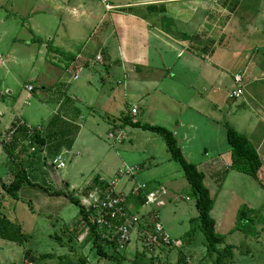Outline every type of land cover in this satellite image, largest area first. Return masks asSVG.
I'll list each match as a JSON object with an SVG mask.
<instances>
[{
  "label": "crops",
  "instance_id": "0c3cea01",
  "mask_svg": "<svg viewBox=\"0 0 264 264\" xmlns=\"http://www.w3.org/2000/svg\"><path fill=\"white\" fill-rule=\"evenodd\" d=\"M5 1L6 6H10V17L13 19L0 18V125L3 126L0 159L5 156L4 153L10 158L5 151L3 137L18 123L43 140L39 152L31 155L27 147V129H21L27 133L25 136H21L19 130L14 139H18L15 143L17 158L13 160L12 168L5 170V176L0 177L8 185L15 179L18 169L24 170L27 180L18 193V199L44 208L50 221L52 214L71 204L66 196L55 195V191L74 193L86 207V203L98 199L107 187L108 181L96 176L79 188L78 184L69 182L70 176H62L63 169L55 171L49 165L59 154H65L67 162L80 157L75 151L85 121L78 107H75L77 117L72 123L63 118L67 111L63 109L65 98L60 95L69 90L73 81L80 80L85 70L91 71L90 81L94 79V70H97L103 82L102 94L92 96L88 103L93 107L98 105L111 115L116 114L117 117H112L118 118L119 124H115L113 131L124 130L123 120L127 115L120 111V96L116 90L110 92V89L105 91L104 88L113 84L112 78L116 79L117 86L126 88L134 84L135 91L141 93L137 94L140 104L131 105L128 113L137 107L143 116L161 120L164 127L174 133L185 158L206 175L205 183L211 194L212 189L216 191L211 214L217 231L218 227L225 228L229 210L222 209L216 218L215 214L219 211L217 200L223 196L227 186L239 187L243 177L249 176L231 169V148L225 144L226 128L224 120H221L224 110H228L230 118L237 117L236 123H231V126L241 134L243 129L244 135L257 150L264 178V82L258 83L260 78L264 79V0L259 3L262 11L255 13L253 18L245 12L248 9L243 8L246 0H0ZM8 21L13 24L6 26ZM19 23L21 26H15ZM201 34L204 40L206 36L209 40L215 39L211 48L207 42L201 43L202 39H198ZM7 37L12 41L5 45L3 41ZM230 57L235 65L227 67L225 60ZM173 60L176 61L174 65ZM180 60L181 63H178ZM236 65L243 72H235L233 88L224 100V69L230 72V68H236ZM103 71L106 75H102ZM24 74L28 81L20 106L16 100L4 104L7 92L14 95L13 87L20 84V77ZM236 74L243 77L241 97L245 96L242 104L238 103L239 98H231ZM76 75L78 79L74 80ZM167 78L172 80L169 81L173 83L171 88L162 85ZM37 85L43 90L39 96ZM28 86L33 89L29 91ZM4 90L6 93H3ZM32 99L37 106L28 111L31 113L27 116L25 108L31 105ZM77 101L82 102L81 99ZM229 101L232 104L230 107ZM249 111L255 116H250ZM38 117L40 120H37ZM155 124L151 122L149 125ZM110 134L108 139L113 141ZM20 145H23L21 149ZM130 150L125 151L122 165L114 168L115 173L124 165H139V174L144 172L146 164H131L127 160L134 155ZM146 154L144 151L143 156ZM111 162L113 158L110 155L105 165L108 171ZM79 163L82 164L81 161ZM139 176H133L129 182L119 180L116 192L126 195L146 183L149 189L165 187L168 190L167 205L173 199L178 200L175 192L162 182L176 180L166 175L168 179L158 180L156 174L149 175L151 180L140 184ZM234 191L232 198L237 194V190ZM144 204L145 193L142 191L127 198V206L133 214L146 212ZM242 205L253 210L260 209L247 202ZM242 205L237 206L236 214ZM32 211L35 212V209L32 208ZM80 221L81 216L72 227L65 229L74 230ZM21 228L23 231V226ZM87 236L88 230L85 229L77 239L82 242ZM66 239L67 236L62 247L76 245L75 250L69 249L71 253L77 254V247H83L75 240L76 237L71 242ZM87 242V245L93 246L92 239H87ZM81 254H77V259L88 262L86 254ZM46 255L51 257V254L41 257ZM165 255L173 258L172 252ZM184 255L188 262L192 260V257Z\"/></svg>",
  "mask_w": 264,
  "mask_h": 264
},
{
  "label": "rangeland",
  "instance_id": "374dc122",
  "mask_svg": "<svg viewBox=\"0 0 264 264\" xmlns=\"http://www.w3.org/2000/svg\"><path fill=\"white\" fill-rule=\"evenodd\" d=\"M97 1L100 2L101 0ZM259 3L260 0H246L243 4V8L248 9V11L245 10V12L253 18L255 13L258 14L262 11ZM0 4V18L2 20L13 19V17H10V6H6V1L0 2ZM102 9L104 11L103 6ZM229 12H231L230 9ZM22 23H24V21H22ZM8 24L11 25L13 22L8 21L6 26ZM15 26H21V24H15ZM198 39H202L201 43L207 42L210 48L212 44L215 43V39L209 40L207 36L206 40H204L205 37L203 34H201ZM11 41L12 38L7 37L3 43L8 45ZM173 61L174 65L176 61ZM178 63H181V60L178 61ZM230 65H235L234 59L231 57L225 60V66L229 67ZM95 66L96 68L98 67L96 64ZM236 66V68H230V72L228 71L229 69H224L225 74L222 90L224 100L229 97L230 91L233 88V75L235 72H243V70H241L242 68H239L238 65ZM102 75H106L105 71H103ZM90 76L91 71L85 70L81 74L80 80L73 81V83L70 84L69 90H65L66 93L60 95L65 98L63 109L67 111L65 115H62L63 118L72 123L77 117L75 107H78L81 111L82 119L85 121L82 127V134L77 140L79 144H77L75 151L80 154V157L74 159L73 162H67V168H64L61 172L62 176H70L69 182L78 184L77 186H79V188H81L86 182L94 179L96 176L104 178V180L109 183L111 180L115 179L114 176L117 172H114V168H119L122 165L121 159L126 155L125 151L131 149L130 151L134 153L133 158L127 160L131 162V164H146L144 172H142L141 175L139 174L140 172L136 174L137 176L140 175L138 177V183H142L144 180H151L149 175L156 174L158 180L162 178L168 179L165 175L170 179L176 180V182L162 181L163 185L175 192L174 194L178 196V200H171L166 207L161 209L160 221L170 237L177 240L178 246L172 250L166 249V252L160 249L159 256L154 258H161L164 264H177L179 253H183V255L186 254L187 256L192 257L189 264H214L216 254L210 256L207 255V242L201 231L199 213L196 208V199L185 179L181 166L171 159L165 141L161 136L132 126L123 127L128 136L123 144H114L113 141H110L108 139V134L110 132L117 133L116 130L113 131V128L116 123L119 124V121L118 118H115L117 117L116 114H113L115 117H112L113 115L105 110H101L98 105L93 107L88 103L92 96H98V93L102 94L103 90V82L101 81L99 72L94 70V79L92 81H90ZM176 79L177 78H174V80ZM27 81L28 77L25 74L22 75L20 77V84L13 87L14 95H9L7 92L5 96L6 103H3L7 104L12 100H16L20 102L18 104V106H20L22 99L25 98V85ZM115 81L116 79L112 78L111 82H113V84L109 87H105L104 90L106 91L107 89H110V92L116 90L122 102L120 111L122 110L121 112H126V115H131V112L128 113V111L130 110L131 105L140 104L138 102L137 94L141 93L135 91L134 84L125 88L124 86H117ZM169 81L172 80L167 78V80L163 81V87L168 85V87L171 88L170 85L173 83ZM108 82H110V80H108ZM262 82H264V79L260 78L258 83ZM49 90H52V88ZM37 91V96H39L40 93L43 92L42 87L38 86ZM3 93H6L5 90ZM125 93L127 96H125ZM244 96L237 100L238 103L242 104ZM77 99H81L82 102L79 103ZM31 102V105L25 108L27 109V113H25L27 116H30L31 113L28 111L37 106L35 100L32 99ZM230 106H232L231 101H229V107ZM243 106L244 105L239 106V108H242ZM227 112L228 110L223 111L221 120H224V125L231 126L236 123L237 117L232 116L230 118ZM249 114L250 116L253 115L251 111H249ZM38 119L40 120V117H38L37 120ZM254 119L258 123L260 122L258 118L254 117ZM133 120L142 124L156 122L157 124L155 125L164 127L161 120L145 117L142 112H139L138 116L133 117ZM2 131L3 126L0 125V133ZM241 132L242 134H245L243 129H241ZM226 139V132H224L225 144L228 147ZM19 147L21 149L23 145H20ZM144 151H146L147 154L143 156ZM116 153L118 154V157L116 156ZM4 155L5 156H2L0 159V176L2 178L5 176V170L12 168L14 160L8 158L5 153ZM31 155L33 154L31 153ZM110 155L113 158V162H111L108 171L105 165L109 162ZM79 161H81V165ZM116 171H118V169ZM261 178L264 179L262 175ZM243 179L244 181L239 183V187L236 185L239 190L231 184V186H227L223 196L217 200V211H219L215 214L216 218L217 214L222 209L229 210V216L226 219V227L222 229L221 227H218L217 232L225 236L224 244L218 246V249H223L226 246H233L234 258L232 264H264V190H262L259 184L252 178L243 177ZM120 180L122 182L130 181L128 177H122ZM234 189L237 190V194L232 198L231 193ZM212 192V195L214 196L216 191L212 189ZM187 198H189V200H187ZM247 200H249V202ZM246 202L253 207L260 208L258 210L261 214L254 223L248 222L245 223L241 229H236L238 214L235 212L237 206ZM32 208L35 209V212L32 211ZM0 213L6 216V218L12 223L23 226V233L30 236V239L27 240L24 245H18L0 239V264H28L29 262L33 264H82L81 260L77 259V254L79 253L86 254V257H88L89 260L87 264H133L136 252L143 251L142 243L136 239L127 250L118 254L120 258L124 256L125 259L116 262L100 257L92 244L87 245L88 236L83 239V243L78 241V237H76L75 240L79 245L83 246L82 248L79 246V248L77 247V254L69 251L71 248H74V250L76 249L74 247L76 246L75 244L69 248L62 247L56 241L55 236L62 235L65 227H72L75 220L81 216L79 208L72 203L68 204L66 208H63L59 213L52 214V220L49 221L47 212L44 208L37 207L36 204H30L21 199L17 200L4 192L0 186ZM191 231H193L192 235L190 234ZM71 235L74 237L73 233H71ZM73 243H75V241H73ZM106 250L111 255L114 252V247L108 245ZM167 252H172L173 258L165 255ZM45 254H51V257L41 258V255ZM166 256L169 257V260L166 259Z\"/></svg>",
  "mask_w": 264,
  "mask_h": 264
},
{
  "label": "trees",
  "instance_id": "16d2710c",
  "mask_svg": "<svg viewBox=\"0 0 264 264\" xmlns=\"http://www.w3.org/2000/svg\"><path fill=\"white\" fill-rule=\"evenodd\" d=\"M123 126H132L139 128L147 132L154 133L161 136L166 143L167 150L171 156V159L178 163L184 173L185 179L190 186L192 193L196 199V208L199 213V221L201 224V231L206 239L207 255L216 254L214 264H232L234 258L233 246H226L223 249H218V246L224 244L225 236L217 232L216 221L212 217V210L215 206V197L211 194L210 189L205 184L206 175L199 170L196 164L189 162L182 149L179 146L178 140L174 133L169 129L161 126H153L149 124H141L140 122H134L133 118L127 115L123 120ZM227 142L231 148V169L245 174L257 181L264 189V182L261 178L262 160L252 145L250 140L244 135L239 133L235 128L229 125H225ZM21 136L27 134L24 130H21ZM14 141V140H13ZM11 142L9 145H5V151L10 158L16 160V142ZM34 144L36 146V153L39 152L43 144V140L39 138L38 134L34 135ZM27 176L23 169H18L15 179L10 184L3 183L0 177V186L4 192L9 196L18 200V193L22 185L26 182ZM105 189V188H104ZM55 195H64L68 200L77 206L80 210L81 221L74 230L65 229L62 235H56L55 239L60 245L65 244V237H68V242L73 240L74 237H78L83 230H88V240L92 239L93 247L97 250V254L108 260L120 262L123 260L118 255V250L114 242L104 239L99 227L93 221V211L88 210L82 201L75 196L74 193L66 191H55ZM259 210H253L247 206H242L239 209L237 215L236 229H241L245 223L257 220L260 216ZM191 231V235H192ZM70 233V236L68 235ZM0 238L6 241L16 243L18 245H24L30 236L23 233L22 228L18 224L12 223L3 214L0 213ZM70 238V239H69ZM108 245L114 247V252L110 255L106 249ZM166 252L165 248H162ZM50 255L42 256L41 258H47ZM133 264H164L161 258L148 257L145 251L136 252ZM82 264H87L86 259H81ZM177 264H189L187 258L183 253H179Z\"/></svg>",
  "mask_w": 264,
  "mask_h": 264
},
{
  "label": "built area",
  "instance_id": "2783aa9c",
  "mask_svg": "<svg viewBox=\"0 0 264 264\" xmlns=\"http://www.w3.org/2000/svg\"><path fill=\"white\" fill-rule=\"evenodd\" d=\"M106 2V0H104ZM78 79V75L74 76V80ZM234 90L231 98L237 99L243 95V77L240 74L234 76ZM29 91L33 87H27ZM133 117L139 114L137 107L132 108ZM23 124L18 123L9 130L3 137L5 145H9L17 136L19 130L27 129L28 145L30 153L36 154V146L33 138L36 134L29 128H22ZM110 139L116 143H122L127 139V133L120 130L117 133H111ZM67 158L65 154H59L53 159L49 165L55 170L60 171L66 167ZM141 172L140 166L121 167L115 179L111 180L107 187L101 192V195L95 201L86 203V208L93 211V221L102 232L103 238L115 243L118 252L127 250L133 241L138 239L142 243L143 251L149 257H158L159 250L162 248L172 250L178 246L177 240L170 237L160 221V210L167 205L168 190L165 187L149 189L147 184H141L137 188L132 189L126 195H120L116 192L117 182L122 177L129 179ZM145 193L144 208L146 212L133 214L127 206V198L129 195L138 192ZM31 264V263H28Z\"/></svg>",
  "mask_w": 264,
  "mask_h": 264
}]
</instances>
